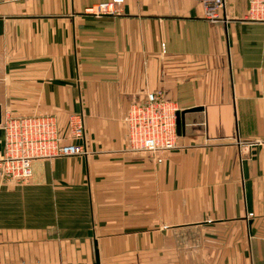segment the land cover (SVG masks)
<instances>
[{"label": "crops", "instance_id": "0c3cea01", "mask_svg": "<svg viewBox=\"0 0 264 264\" xmlns=\"http://www.w3.org/2000/svg\"><path fill=\"white\" fill-rule=\"evenodd\" d=\"M0 0L1 121L82 114L87 156L0 182V264H264V22L224 0ZM162 90L185 112L156 163L125 114Z\"/></svg>", "mask_w": 264, "mask_h": 264}, {"label": "built area", "instance_id": "2783aa9c", "mask_svg": "<svg viewBox=\"0 0 264 264\" xmlns=\"http://www.w3.org/2000/svg\"><path fill=\"white\" fill-rule=\"evenodd\" d=\"M124 0H108L84 9L92 15L116 14ZM204 17L211 23L222 20L220 11L224 0H199ZM245 20L264 22V0H248ZM175 102L168 100L162 90L148 92L143 102L130 104L124 121L127 126L125 150L146 153L161 163L166 153L176 148ZM1 126L4 150L0 158V182L28 181L32 177V164L39 159L87 156L88 147L82 114L70 115L67 131L63 134L54 114H6Z\"/></svg>", "mask_w": 264, "mask_h": 264}, {"label": "water", "instance_id": "95a60500", "mask_svg": "<svg viewBox=\"0 0 264 264\" xmlns=\"http://www.w3.org/2000/svg\"><path fill=\"white\" fill-rule=\"evenodd\" d=\"M195 110H198V108H192L188 111H195ZM188 111H181V112L178 111L176 113V124H179V122L183 121L184 114L185 112H188ZM95 259H96V264H99L98 252L96 250H95Z\"/></svg>", "mask_w": 264, "mask_h": 264}, {"label": "rangeland", "instance_id": "374dc122", "mask_svg": "<svg viewBox=\"0 0 264 264\" xmlns=\"http://www.w3.org/2000/svg\"><path fill=\"white\" fill-rule=\"evenodd\" d=\"M72 115H74V114H72Z\"/></svg>", "mask_w": 264, "mask_h": 264}]
</instances>
